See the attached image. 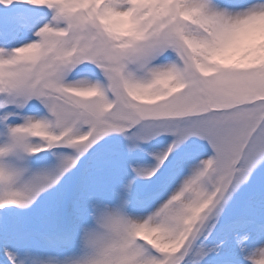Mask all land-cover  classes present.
<instances>
[{
  "label": "snow or ice",
  "instance_id": "obj_1",
  "mask_svg": "<svg viewBox=\"0 0 264 264\" xmlns=\"http://www.w3.org/2000/svg\"><path fill=\"white\" fill-rule=\"evenodd\" d=\"M0 264H264V0H0Z\"/></svg>",
  "mask_w": 264,
  "mask_h": 264
}]
</instances>
